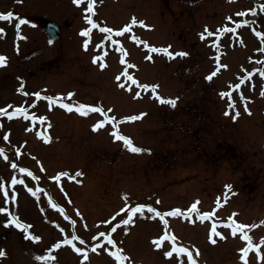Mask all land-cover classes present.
<instances>
[{
	"label": "rangeland",
	"instance_id": "374dc122",
	"mask_svg": "<svg viewBox=\"0 0 264 264\" xmlns=\"http://www.w3.org/2000/svg\"><path fill=\"white\" fill-rule=\"evenodd\" d=\"M262 7L264 0H96L93 20L104 27L119 30L132 17L147 24L134 29L142 43L132 42L127 33L119 42L134 65L127 69L128 75L158 86L154 92L147 90L153 99L144 95L134 100V86L124 84L128 91L120 88L125 71L121 54L111 50L104 68L100 61L93 63L92 58L99 52L97 45L105 34L93 29L87 50L84 47L88 38L80 32L90 27L82 20L87 0L79 6L73 0H0V14L11 11L29 22L21 25L19 36L25 38L20 39L15 27L17 19L0 21L5 33L0 39V55L7 57L6 66L0 67V109L16 104L33 106L34 94L44 93L62 97L70 106L95 107L98 103L104 110L110 109L107 114L115 120L139 113L142 117L122 123L121 131L134 146L145 150L129 151L123 141L112 139L108 126L94 131L96 120L103 118L98 112L85 116L55 107L49 110L39 102L37 111L47 113L50 120L40 128L41 134L49 138L48 143L41 135L37 138L25 131L29 123L23 118L8 120L0 116V148L10 155L8 161L0 160V183L9 196L6 200L0 191V207L6 209L0 213V250L5 252L0 264H119L109 254L115 248L99 237L101 232L110 233L116 247L124 250L123 254L130 258L125 264H180V259L186 261V257L178 258L175 253L171 259L165 257V252L171 250V241H165L160 249L152 243L166 231L165 224L153 213H138L131 224H121L111 232L115 224L127 218L121 210L145 205L161 213L174 207L184 212L199 201V211H206L214 196L221 198L216 194L225 185H231L235 195L209 219L222 225L229 222V217L238 223L256 224L248 235L254 244H259L264 239V96L260 94L258 75L246 80L237 91L228 84L239 81L238 73L261 68L255 61H264V52L260 51L261 40L264 46V17L236 14ZM228 15L235 20L257 18L261 40L245 26L241 43L227 40L226 55L217 62L210 59V37L202 40L201 34L205 28L217 31ZM45 20L61 26V38L49 43L41 28ZM116 39L113 35L112 40ZM105 42L108 47L111 41ZM144 42L157 48L171 46V52L188 55L170 59L153 53L148 59L149 49H145ZM218 64H222L219 69ZM252 64L258 67L252 68ZM214 71L217 74L207 79ZM117 76L121 77L119 81ZM229 91L235 108H229L225 115L226 99L221 93ZM69 93L73 94L70 99ZM161 93L175 98V107L154 100L155 94ZM236 112L239 116L233 119ZM5 134L6 141L2 138ZM227 139L234 142L228 143ZM11 163H16L17 169ZM19 168L31 171L38 179L21 173ZM61 172L82 175L75 180L61 177L57 181L55 177ZM12 177L24 183L11 185ZM29 188L37 195L33 196ZM12 215L32 225L27 233L14 225L3 226ZM165 219L168 230L174 233L169 235L177 238V246L199 250L200 255L195 257L198 264H244L241 250L247 242L239 233L233 237L230 229L217 226L226 239L213 237L217 243L212 244V226L200 223L197 214L188 218L196 224L182 222L180 216ZM25 235L40 239H25ZM72 236L85 242L74 240L73 244L87 251V261L81 256L77 261L73 247L53 251L51 255L56 259L52 261L36 259L47 255L46 249L55 238ZM98 243L104 247L91 252ZM261 254L264 255V245ZM247 261L264 264L253 251Z\"/></svg>",
	"mask_w": 264,
	"mask_h": 264
},
{
	"label": "snow or ice",
	"instance_id": "6c2138e0",
	"mask_svg": "<svg viewBox=\"0 0 264 264\" xmlns=\"http://www.w3.org/2000/svg\"><path fill=\"white\" fill-rule=\"evenodd\" d=\"M17 2H21V0H17ZM84 2H85V0H73V3L76 4L77 6L81 5ZM95 4H96V0H87V8H86V12H85V20H86V23L88 25H90V27H88L87 29H84V30H82L80 32L81 36L88 38V39L85 40V43H84V47H85L86 50H87L88 44L91 41V33H92L93 29H97L98 28L101 33H106V34H110V33L113 32V29L107 28V27H100L98 23L94 22L93 16L95 15V11H94ZM262 10H264V7H262ZM247 14L248 13H246V12H240V13H237L236 15L245 16ZM12 19H17L18 20V22L16 23L15 27H16V30H17V34L19 36V31H20L21 25H24V24L29 23V22L26 21L23 18L15 17L13 12H11V11H9L7 14H0V21H10ZM228 19L231 20V17H229ZM249 23H251V22H245V24H249ZM137 25L140 26V27H147L145 25L144 21H138L136 19V17H132L128 25L124 26L121 30L115 31L114 34H115L116 37L124 36L125 33L131 32L133 26H137ZM243 26H245V25L236 24L235 27H223L222 29H218L217 31L220 33V35H223L224 33H235L237 28H240V27H243ZM205 33H206V35H205ZM205 33L201 34V39L202 40L206 39L207 37H211V36L214 35V33H212L211 31H208L207 28H205ZM4 35H5L4 30L0 29V39H2ZM256 35L258 37H260L261 33L257 32ZM19 38L20 39H24L25 37L19 36ZM106 39L110 40L112 42V44L117 45V51H119L121 53L120 63L121 64H126L125 57H127L128 53L123 49L122 46L119 45V42L117 40H112V36L111 35H108L106 37ZM132 39L134 41H136L137 43H142L135 36H133ZM219 39H220V36H217L216 37L217 43L213 44L212 45L213 47H218L219 46V44H218ZM49 43H52V41L50 40ZM145 46L147 47L146 44H145ZM102 47H103L102 43L97 45V48H102ZM170 47L171 46H168L166 48L150 47L149 48V52L150 53L163 54V55L168 56L170 59H175L176 57H184V56L188 55V53H186V52L173 53V52L170 51ZM260 51L264 52V48L260 49ZM107 54H108L107 52H104L101 56L94 57L93 58V63H96L97 61H103L104 57L107 56ZM147 58L151 59V56H148ZM216 60H217V62H219V56L216 57ZM250 62H251V58H250ZM255 63L264 65V61H255ZM6 64H7V57H5L3 55H0V67H4V66H6ZM100 67L104 68V67H107V65L104 64V63H101ZM132 67H134V65L126 64L125 71L122 73V75L124 77H126V79L128 81L131 82V85H138V81L136 79H134L133 76L128 75L127 69L128 68H132ZM257 73L259 74V76L261 78H264V67H261V68L257 69L255 73H248L241 80V84H243L246 80H251L252 76L256 75ZM216 74L217 73L214 71L211 75H209L207 77V79L211 80L213 78V76H215ZM120 79H121V77L117 76V80L119 81ZM120 87L123 88V87H125V85L124 84H120ZM140 87H143V88L147 89L149 86L148 85H140ZM156 87H158V86H153V88H152L153 92L155 91ZM229 87H230V89H232V91H237L240 88V84H237L235 86L230 85ZM21 90H22V87H21V89H18V91H21ZM129 90H131L130 87H129ZM232 91H229V92H226V93H221L222 98L225 97V96L228 97V99H229V108H235V104L232 101ZM23 94L24 95H28V93H23ZM260 94H261V96H264V90H262ZM34 95L36 96L37 99H46V100H48L50 106L52 104H58L61 108H64L68 112L76 111L80 115H85V116L88 115L89 112H100L102 115H105V119L103 121H101V122H98L94 126V128H93L94 131L104 127L105 124H109V123L113 124L114 128L118 127L116 125V123H115V117H107L106 113H105V110H103L102 108L92 107V106L84 105V104H79L77 106H70V105H68L66 103H63V98L62 97H55V98H53V97H45V96H41L40 93H35ZM72 95L73 94H71V93L68 94L69 99L72 97ZM137 96H139V93H137ZM155 98L162 104H165V103L166 104H170L172 107H175V105H176V100H174V99H165V98H161L159 96H156ZM240 98H241V100H244V97H243L242 94H241ZM12 107H13L12 105H8L6 108L0 109V116H6L8 120L14 119L17 115H23L24 119H35V117H29L26 114L25 109L22 108V107H15L14 110L11 113H9L8 112V108H12ZM33 107H34V105H33ZM108 111H111V110L109 109ZM245 111L248 112L247 104H245ZM228 114H229L228 112H225V115H228ZM249 114H251V113L249 112ZM238 116H239V112H236L235 115L233 116V119H235ZM140 118H141V116H135V117H129L127 119L128 120H136V119H140ZM40 122L43 123L44 122L43 119ZM2 127H3V125L0 124V129H2ZM38 135H41V138L44 139L45 143L50 142L49 138H47L43 134L38 133ZM112 135L114 136V138L116 140L123 141L124 145L128 148V150L133 152V153H140L142 151H145L144 149H142L140 147L134 146L133 141L130 138H128V137H126L124 135H121L118 132V130L114 131L112 133ZM2 138H3V140L6 141V140H8V135H4ZM4 153H5V150L3 148H0V156H2L5 161H8L9 158ZM11 167L13 169H17V164L16 163H11ZM18 170L21 173H26V175L28 177H32L33 179H38V177L33 176V173L31 171H28L27 169L19 168ZM81 175H82V173H80V172H76L74 175H71L68 172H61L55 177V179L57 181H59L61 179V177H67V178H69L71 180H75L76 177H79ZM2 179L3 178H0V181H2ZM23 183H24V180H17L15 178H13L12 181H11V185L23 184ZM0 191H3V195H4L5 199L7 200L8 191L5 188V185L3 183H0ZM28 191L33 196L37 195V192L33 191L31 188H29ZM37 191L42 192L43 189H38ZM231 195H235V193L232 192V190H231V185H225V195L223 197L224 204L227 203V201H228V199H230ZM13 199H15L14 196H13ZM50 203H52V202L50 201ZM157 203H159V201H157ZM198 203H199V201L193 203L191 205V207L189 209H187V211H184V212H182L180 208H176V209H174L172 211L161 213V212L157 211L154 207H151V206H147L146 207L145 205H137L135 207L125 208V209H122L121 211L127 213V218L126 219H122V221L120 223L115 224V226H113L111 228V232H116L117 229L121 227V224L125 225V226L131 224L133 222V217H135L138 213L142 215L145 212V210L147 212H149V213H153L154 216L159 217L160 220L165 224V226H167V223H168V221L165 219L166 216H172V217L185 216V217L190 218L192 216V214L195 213V214H197V218L201 222H203L204 220L209 219L211 217V215H214V213H204L203 215H200L199 214V210L197 208V204ZM52 206L56 207L55 204H52ZM222 206L223 205L220 204V198H217V208L222 207ZM58 210L63 212V209H58ZM4 212H6V209L0 207V213H4ZM118 215H120V214L117 213V216ZM235 215H237V214H233V216H235ZM65 219H67V217H65ZM112 220L115 221L116 220V216H113ZM261 223H264V221H262ZM11 225H14L18 229H22L25 233H27L28 229L32 227V225H30V224L21 223L20 220L15 215L10 216L8 221L3 224L4 227H9ZM222 227L230 229L231 230L230 234L233 237H235L239 233L240 234V238L247 242V247H245V248H243L241 250V252H242L241 258L244 261V264H248L247 257H248V254H249L250 251H253V252L256 253L258 261H264V255L261 254V245H264V239H262L259 242V244H254L253 238L250 235H248V232L251 231V229L257 227L256 224L246 225V224H243V223H238L234 219L229 217V222L226 223V224H223ZM99 237H103L104 241H105V243L107 245H111L113 248H115V251H112L109 254L111 256H113L115 258V260L119 262V264H125V261H129L130 260V258L127 255L123 254L124 250L122 248L116 247V242L112 239L110 233L106 234L104 232H101V233H99ZM213 237H217V238H219L221 240L226 239V237L221 232L217 231V225L216 224H213L212 228L210 229V233H209L210 242L212 244H216L217 243V239L213 238ZM25 239L39 240L40 238L39 237H33L31 235H25ZM74 240H79L80 244H84L85 243L83 240L79 239V237L72 236L71 239H64L63 240V244L71 245L73 247V250L76 253H78V254H82L83 255V259L85 261H87L88 260L87 251H83L81 248L76 247L75 244H73ZM176 240H177V238L175 236H170L169 234L165 233L160 238L154 239L152 241V243L154 244V246L157 249H160L165 241H171L172 242V247H171V250L165 252V257L166 258H169V259L173 258V254L175 253V254H177L178 258L179 257H186V261L183 260V259H180V264H198L197 259L195 257H198L200 255L199 250L198 249H194V251H193V250H189L188 247L177 246ZM60 247H61V243H56L55 245H53V249H59ZM103 247H104V244H99L98 243L94 247H92L90 249V251L93 252V253H96L99 248H103ZM194 253H195V256H194ZM4 255H5V252L3 250H0V257H3ZM36 259L45 260V261H52V260H55L56 257L49 254V255H46V256L36 257Z\"/></svg>",
	"mask_w": 264,
	"mask_h": 264
},
{
	"label": "water",
	"instance_id": "95a60500",
	"mask_svg": "<svg viewBox=\"0 0 264 264\" xmlns=\"http://www.w3.org/2000/svg\"><path fill=\"white\" fill-rule=\"evenodd\" d=\"M44 29L46 32H48L52 36H55L58 33L56 30V27L50 22L44 24Z\"/></svg>",
	"mask_w": 264,
	"mask_h": 264
}]
</instances>
